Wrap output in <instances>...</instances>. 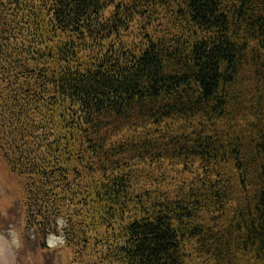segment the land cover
<instances>
[{
	"label": "trees",
	"instance_id": "obj_1",
	"mask_svg": "<svg viewBox=\"0 0 264 264\" xmlns=\"http://www.w3.org/2000/svg\"><path fill=\"white\" fill-rule=\"evenodd\" d=\"M0 156L65 264H264V0H0Z\"/></svg>",
	"mask_w": 264,
	"mask_h": 264
},
{
	"label": "rangeland",
	"instance_id": "obj_2",
	"mask_svg": "<svg viewBox=\"0 0 264 264\" xmlns=\"http://www.w3.org/2000/svg\"><path fill=\"white\" fill-rule=\"evenodd\" d=\"M25 210L18 195L17 177L4 165L0 156V264H65L63 239L60 233H50L41 250L35 245L34 230L29 233L25 224ZM62 225L61 221L57 223ZM33 229V228H32ZM33 239L26 240V236ZM51 248L56 252L51 254Z\"/></svg>",
	"mask_w": 264,
	"mask_h": 264
}]
</instances>
